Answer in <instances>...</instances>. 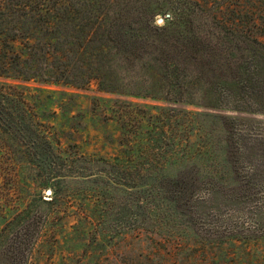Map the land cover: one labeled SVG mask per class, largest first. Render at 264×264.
<instances>
[{
    "label": "rangeland",
    "instance_id": "obj_1",
    "mask_svg": "<svg viewBox=\"0 0 264 264\" xmlns=\"http://www.w3.org/2000/svg\"><path fill=\"white\" fill-rule=\"evenodd\" d=\"M29 1H3L0 32L7 39L0 38L35 26L14 14L21 5L37 7ZM90 1L74 4L77 26L80 11L94 12ZM178 1L152 0L149 7ZM192 1L221 25L239 28L244 43L237 54L264 57V49L247 43H264V0ZM100 8L107 9L105 1ZM229 36L226 46L237 48ZM15 46L22 48L19 40ZM0 99L6 114L0 121V264L14 254L12 264H264V240L250 248L201 245L185 215H174L159 194L163 179L185 177V165L202 160L207 123L189 115L203 109L101 93L95 81L77 90L1 76ZM20 114L32 136L14 129ZM44 140L63 164L49 174L33 161L34 142Z\"/></svg>",
    "mask_w": 264,
    "mask_h": 264
},
{
    "label": "trees",
    "instance_id": "obj_2",
    "mask_svg": "<svg viewBox=\"0 0 264 264\" xmlns=\"http://www.w3.org/2000/svg\"><path fill=\"white\" fill-rule=\"evenodd\" d=\"M78 1L37 0L35 8L14 10L35 26H18L9 40L0 38V76L77 90L95 81L101 93L203 109L189 115L207 123L202 160H190L185 177L163 179L159 194L174 215H185V227L201 245L250 248L263 242L264 57L237 54L244 43L239 28L221 25L196 1L151 8L152 0H91L87 6L94 12L80 11L77 26ZM230 34L237 48L226 46ZM0 37L7 39L6 32ZM18 40L22 48L16 51ZM247 43L264 49L260 40ZM4 106L0 99L2 122ZM14 129L33 134L22 114ZM33 148V161L45 173L63 165L45 140ZM14 258H6L7 264Z\"/></svg>",
    "mask_w": 264,
    "mask_h": 264
},
{
    "label": "water",
    "instance_id": "obj_3",
    "mask_svg": "<svg viewBox=\"0 0 264 264\" xmlns=\"http://www.w3.org/2000/svg\"><path fill=\"white\" fill-rule=\"evenodd\" d=\"M162 19H158L156 22H157V24H161L162 23ZM48 194L50 193L49 191L47 192Z\"/></svg>",
    "mask_w": 264,
    "mask_h": 264
}]
</instances>
